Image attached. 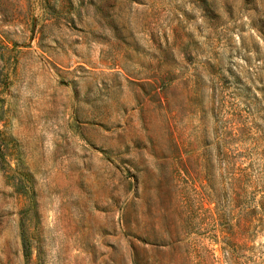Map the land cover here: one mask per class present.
<instances>
[{
	"label": "rangeland",
	"instance_id": "obj_1",
	"mask_svg": "<svg viewBox=\"0 0 264 264\" xmlns=\"http://www.w3.org/2000/svg\"><path fill=\"white\" fill-rule=\"evenodd\" d=\"M0 264H264V0H0Z\"/></svg>",
	"mask_w": 264,
	"mask_h": 264
},
{
	"label": "trees",
	"instance_id": "obj_2",
	"mask_svg": "<svg viewBox=\"0 0 264 264\" xmlns=\"http://www.w3.org/2000/svg\"><path fill=\"white\" fill-rule=\"evenodd\" d=\"M23 252H24L25 258H27V256H28V250H27L26 245L24 244V240H23Z\"/></svg>",
	"mask_w": 264,
	"mask_h": 264
}]
</instances>
